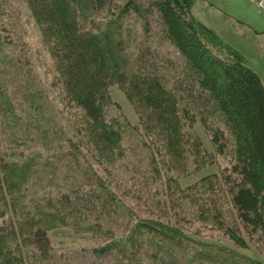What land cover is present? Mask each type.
<instances>
[{
	"label": "trees",
	"instance_id": "trees-1",
	"mask_svg": "<svg viewBox=\"0 0 264 264\" xmlns=\"http://www.w3.org/2000/svg\"><path fill=\"white\" fill-rule=\"evenodd\" d=\"M26 2L57 59L65 97L83 111L85 140L100 159L113 163L123 157L125 134L137 127L123 113L112 112L116 103L109 86L118 83L135 107L146 110V115L140 113V123L146 118L151 127L160 129V146L166 153L182 163L195 157L194 163L205 160L211 165L216 155L229 160L218 172L183 190L167 187L169 192H154L151 180L162 179L157 156L163 154L148 151L149 165L135 172L125 191L144 203L147 210L142 213L96 170H87L89 177L80 170L76 185L44 198L47 203L41 205L50 210L34 223L36 235L41 231L42 238L26 234L24 241L35 244L41 239V257L46 259L51 256L44 249L49 244L48 229L99 237V244L81 249L83 259L73 262L68 257L60 264H95L105 259V264H264L244 251L255 235L264 248V84L240 51L192 13L195 0ZM97 13L102 14L100 22L94 18ZM155 21L160 30L153 31ZM154 35L160 43L154 44ZM164 42L173 51L163 47ZM197 123L208 132L212 151L194 130ZM28 128L40 129L38 125ZM40 130L42 139L49 132L58 134L54 128ZM140 134L146 149L150 141ZM67 139L71 146V137ZM77 155V161L74 156L71 160L79 164ZM34 166L0 159V191L12 196L9 208L20 204L28 179L38 175ZM175 191L193 201L194 211L190 210L202 226L222 231L226 241L182 223V215L174 209L183 210L184 205ZM119 210L128 219L109 225L107 218L114 219ZM64 228L69 232H62ZM7 250L0 247V264H32Z\"/></svg>",
	"mask_w": 264,
	"mask_h": 264
},
{
	"label": "rangeland",
	"instance_id": "rangeland-1",
	"mask_svg": "<svg viewBox=\"0 0 264 264\" xmlns=\"http://www.w3.org/2000/svg\"><path fill=\"white\" fill-rule=\"evenodd\" d=\"M192 13L240 51L246 58V64L258 73L264 84V9L252 0H195ZM101 16L97 13L94 18L100 22ZM156 29L160 30V24L155 21L153 31ZM152 37L154 44L160 43L159 36ZM163 47L173 51L167 42ZM109 92L116 103L112 105V112L123 113L132 126H137L127 130L123 141L125 154L113 163L100 159L95 147L86 142L81 128L85 123L83 111L65 97L57 59L51 54L42 28L26 0H0V159L31 162L38 173L28 179V187L22 191L23 197L18 198L20 204L15 197L16 205L12 208L8 205L12 196L4 189L0 191V247H5L8 252L14 250V255L18 258L21 256L20 260L27 258L32 264H60V260L67 261L69 257L70 261L75 262L83 259L81 249L99 244V237L89 233L75 234L71 231L68 234L59 232V228L48 229L49 244L44 249L51 256L43 259V250L39 247L41 239L35 244L23 239L26 234L42 238L41 231L36 235L38 229L34 223L41 221L44 210H50L48 205H41L47 203L44 198L76 185L73 184L74 179L79 177L80 170L87 176V170H96L112 190L134 210L142 213V210H147L144 203L131 193L126 195L125 191L130 189L131 178L137 175L135 172L149 165L150 160L146 158L148 151L163 154L161 158L162 155L159 157L157 153L162 179L151 180L154 192L157 189L165 191L167 187L183 190L228 164L229 158L220 155L214 157L211 165L205 160L194 163L197 161L195 157L182 163V159L166 153L164 147L160 146L162 138L159 128L151 127L143 117L145 123H140V113L146 115V110L135 107L123 87L113 83L109 86ZM33 125L43 130L54 128L58 134L49 132L46 139H42L44 136L40 134V129L28 128ZM194 130L205 148L212 151L213 146L205 128L197 123ZM140 133L150 141L146 149ZM68 136L71 137V146ZM73 156L75 163L71 160ZM52 174L53 180L50 179ZM175 194L184 205L183 210L174 209V212L182 215V223L190 229H200L212 239L226 241L222 231L209 225L202 226L197 221V216L192 212V200L185 199L180 191H175ZM123 212L121 210L114 219L108 217L109 225L127 220ZM27 225H31V232ZM63 230L69 232L70 229ZM261 243L255 235L250 248L244 251L264 263ZM105 263H108V259L104 262L97 260L95 264Z\"/></svg>",
	"mask_w": 264,
	"mask_h": 264
},
{
	"label": "built area",
	"instance_id": "built-area-1",
	"mask_svg": "<svg viewBox=\"0 0 264 264\" xmlns=\"http://www.w3.org/2000/svg\"><path fill=\"white\" fill-rule=\"evenodd\" d=\"M254 1L260 8L264 9V0H252Z\"/></svg>",
	"mask_w": 264,
	"mask_h": 264
}]
</instances>
